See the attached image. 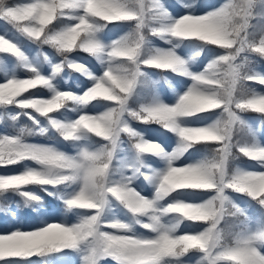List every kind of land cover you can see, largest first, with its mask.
Returning a JSON list of instances; mask_svg holds the SVG:
<instances>
[{"label":"snow or ice","instance_id":"obj_1","mask_svg":"<svg viewBox=\"0 0 264 264\" xmlns=\"http://www.w3.org/2000/svg\"><path fill=\"white\" fill-rule=\"evenodd\" d=\"M175 3L182 10L176 15L161 0H0V119L6 114L15 122L23 115L38 123L33 113L44 116L74 147L68 153L28 142L31 130L24 126L0 131V167L22 161L34 165L0 173V195L12 192L26 204L41 203L42 197L27 190L40 185L62 204L61 210L35 219L2 209L16 222L0 224V264H35L33 256H66L68 250L75 254L74 264H190L193 256H198L194 264H264V170H227L234 147L264 167V146L232 139L238 112L264 115V94L247 86L264 85V74L250 66L253 54L264 60V0H219L207 11L198 10L197 0ZM115 22H130L132 27L104 43L99 31ZM149 35L172 46L145 53ZM21 38L50 46L60 59L41 68ZM173 39L195 41L199 49L211 45L221 54L193 72ZM73 51L93 56L101 65L99 74L69 58ZM44 60L49 57L44 55ZM62 66L90 83L78 92L57 88L53 78ZM143 67L168 70L192 83L172 104L153 99L133 110L129 101L144 76ZM94 101L104 102V110H83ZM10 107L19 111L10 112ZM62 109L78 114L64 120L52 115ZM216 110L219 114L206 125L187 123L190 117ZM129 117L160 124L175 134L176 145L168 151L146 139L129 125ZM46 131L39 128L41 134ZM258 132L255 129L253 136ZM91 137L100 142L91 143ZM198 144L216 147L196 162L175 163ZM145 154L160 158L165 167L152 168ZM140 178L153 186L151 195L138 190L135 181ZM184 189L210 195L201 202L172 197ZM229 190L246 195L258 215L235 203L226 194ZM117 211H123L128 222L119 219ZM69 213L75 215L74 222L67 219ZM231 219L240 222L225 229ZM182 221H203L206 226L178 231ZM134 224L145 232H137Z\"/></svg>","mask_w":264,"mask_h":264},{"label":"rangeland","instance_id":"obj_2","mask_svg":"<svg viewBox=\"0 0 264 264\" xmlns=\"http://www.w3.org/2000/svg\"><path fill=\"white\" fill-rule=\"evenodd\" d=\"M161 2L164 4L166 8H168L173 15H176L178 13H181L182 11H179V8L177 7L175 0H161ZM226 2V0H224ZM217 3H219V0H197L198 4V10L199 11H207L208 9L214 7ZM181 10V9H180ZM260 11H264V9H261ZM3 21H0V26L3 25ZM109 25V24H108ZM132 27L130 22H117L116 25L111 26L105 33V35H101V30L98 33L99 39L102 40L104 43H108L119 36L126 33L130 28ZM102 29V28H101ZM21 44L25 48L27 54L30 56L31 59H33L38 65H40L41 68H49L50 63L56 62L60 59L59 56L56 55L54 52V49L51 48L48 45L40 44L37 45L35 43H31L27 40H24L21 38ZM172 44H178L179 41L173 39ZM172 45L169 43H166L164 39H161L157 36L149 35L147 38V43L145 47V53L151 52L152 50L159 48V49H168ZM183 58L188 60V64L190 67V70L193 72H199L203 70V68L206 66V64L216 55L221 54L220 50L218 48H215L211 45L204 46V52L201 58V62H197L196 57H192L190 52L182 46H178L175 49ZM41 53L43 55H41ZM44 55H47L49 57L48 61L44 60ZM69 58L73 59L74 61L83 63L86 65L90 71H92L94 74H99L101 70V65L99 62L92 58L83 51H73L69 54ZM190 58V59H189ZM251 60V67L255 68L259 73L264 74V60L260 59L258 56L253 54L250 57ZM11 67V65H9ZM142 72L145 73V75L149 78L150 83L155 88L154 95L150 98H144L141 100V104L150 103L153 99H157L161 102L172 104L176 101L178 94H182L183 91L187 89V87L192 83L190 78L182 77L177 74L172 73L168 70H161L154 67H143ZM22 74V73H18ZM85 76H83L80 73H77L75 70L68 68L67 66H62L60 73H58L54 78V85L59 89H70L73 91H80L85 86H87L90 81H84L83 79ZM3 79L2 74H0V80ZM76 81V82H74ZM145 80L143 78V83L141 86H139L140 89L145 90L148 86L144 84ZM247 86L260 94H264V85H261L259 83H253V82H247ZM139 89V90H140ZM33 92H36L39 95H48V90L46 89H39V90H32ZM101 103V102H100ZM94 106V107H93ZM105 103L102 102L101 105L98 107V105H91V108L84 109V111L89 112H99L104 110ZM10 112H17L19 109L10 107L8 109ZM61 114V115H60ZM78 114L77 111H68L65 114L61 112L53 113L52 115L55 118L64 120V119H74L76 115ZM219 114V110H216L211 113H207L205 116L195 115L193 117L188 118L187 123L192 126H198V125H206L207 123L211 122L213 119L216 118V116ZM238 115L240 117V122L238 124H246L248 126V130L250 132V135L252 139H254L253 143H256L258 146L264 145V115L252 112V111H240L238 112ZM33 116L35 117V120L38 123H33V120L29 119L27 116H21L18 121H12L8 119L7 115L5 114L3 119H0V131H4V128H6L9 132L13 131V125H15V128H19L21 126H24L31 130V134L26 137V140L31 143L35 144H42V145H54L57 148L72 153L74 151V147L70 148L66 145V143L60 142V139L58 138V134L55 132L54 129L51 128V126L48 124L47 119L44 116L37 115L33 113ZM7 119L8 121H5ZM128 123L131 127H133L135 130V122L128 119ZM237 125V124H236ZM44 127L47 129V131L43 134L39 132V128ZM259 128V132L253 136V131L255 129ZM239 130V129H238ZM37 134L39 136H37ZM158 135L148 137L150 135H143L146 139L159 142L166 150L171 151V149L176 145L177 143V137L174 135L170 136L167 134L166 131L157 132ZM124 141L125 146L128 144V139L122 138ZM93 144H96L95 141H90ZM99 143V142H97ZM73 146V145H72ZM216 147V145H215ZM196 156H192L191 154H184L181 156L179 160H177L176 164H187L191 162H196L199 159L203 158L202 156H199L198 154H195ZM144 160L147 164L151 165L152 168L162 170L165 167V162L162 161L160 158L154 156V155H144ZM232 159H237V161L231 163ZM25 164L31 165L30 161H22L19 164H13L8 166L7 168L0 167V173H13V172H19L21 171ZM231 164V165H230ZM227 170L229 174L234 173L237 170L240 171H261L264 170V167H262L261 162L251 160L247 157H245L243 154L239 153L235 147L232 149V157L230 158L227 166ZM135 185L137 186L138 190L141 191L145 195H151L153 192V186L143 180V178L137 179L135 181ZM44 188H47L48 191H55V189L52 186H43ZM61 190L63 189L62 186ZM42 186L40 185H29L27 187V190L33 192L36 195H42L43 192L41 190ZM226 194L237 204H239L241 207L249 206V203L252 201L249 200V198L246 195L236 193L234 191H227ZM210 193L208 192H186V190H179L175 196L176 199H181L188 202H201L205 200ZM2 196V195H0ZM19 204V205H18ZM18 204H15L13 202L6 204V207L10 209L12 213H15L17 217L21 219L26 218H32L29 217L28 213L26 211L28 210L27 206H24L23 200L20 196H18ZM250 208L251 205H250ZM48 212H51V210H46L43 212L36 213V218L39 216L45 215ZM116 215L119 219H121L123 222H128V216L123 211H117ZM258 215V212L256 213ZM67 219L69 222H74L73 218L70 216H67ZM235 221V220H234ZM234 221L230 222L231 227L234 225ZM15 218L7 214V217L2 218L0 215V224L5 225H11L15 223ZM206 226V222H202L199 225L195 226L193 224L189 223H183L178 231H199L202 230V228ZM230 227V228H231ZM198 259V256L191 257L190 264H194V261ZM75 257L74 258H64L62 257L60 260H57V258L51 256H47L45 259L35 262V264H74ZM20 264H27V263H20Z\"/></svg>","mask_w":264,"mask_h":264},{"label":"trees","instance_id":"obj_3","mask_svg":"<svg viewBox=\"0 0 264 264\" xmlns=\"http://www.w3.org/2000/svg\"><path fill=\"white\" fill-rule=\"evenodd\" d=\"M262 22H264V21H262ZM111 24H116V22L115 23H111ZM102 29H105V27H103ZM182 43H184L185 45L184 44L183 45L186 46L191 51V53H192L193 56H195L197 58H201L202 57V54H203V51H204V47L202 49H199V45H198L197 42L185 40V41H182ZM198 50H199V54L196 55V52ZM138 108L139 107H136L135 109H138ZM148 123H150V124H147V123H144V124H147L149 127H153V128L159 126L155 122H148ZM241 126L243 128H240V132L238 130L237 131L234 130L233 137H232L235 142H239V143L240 142H244L245 139L247 138V134H245V132H244L247 129H246V127L244 125H241ZM201 146L202 147L204 146V148H202ZM211 148H215L214 145L198 144V145H195L190 150H194V149L195 150H198L199 152L202 153L203 156H206V155H210L211 154L210 151H209ZM18 196L19 195H17V194H14L12 192H8L5 195L0 196V203L1 204H6V203H9L11 201H18ZM40 197H42V207L38 208V210H44V209H46L47 207L50 206V204H49L50 199H49V197L47 195L40 196ZM35 204H38V203L33 202V205H35ZM251 206L253 207L252 209H255V212L257 213L258 209H257L256 205L253 202H251ZM38 210H36V211H38ZM234 220L235 219L229 220V222L227 223V225L226 224L224 225V228L225 229H230V227H231L230 222H232ZM239 222L240 221L235 220L234 221V224H238ZM68 251H69V253H71V250H68Z\"/></svg>","mask_w":264,"mask_h":264},{"label":"clouds","instance_id":"obj_4","mask_svg":"<svg viewBox=\"0 0 264 264\" xmlns=\"http://www.w3.org/2000/svg\"><path fill=\"white\" fill-rule=\"evenodd\" d=\"M23 204H24V206L33 207V210H34V211H36V210H38V208L42 207V202H41V203H38V204H35V205H33V203L26 204V203H24V202H23ZM5 208H7V207H6V206L3 207V209H5Z\"/></svg>","mask_w":264,"mask_h":264},{"label":"bare ground","instance_id":"obj_5","mask_svg":"<svg viewBox=\"0 0 264 264\" xmlns=\"http://www.w3.org/2000/svg\"><path fill=\"white\" fill-rule=\"evenodd\" d=\"M179 11H182V10L179 9Z\"/></svg>","mask_w":264,"mask_h":264}]
</instances>
